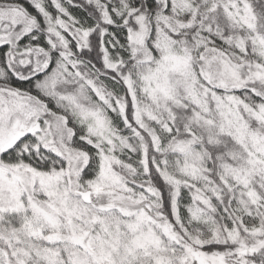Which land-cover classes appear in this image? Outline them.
<instances>
[{
  "label": "snow or ice",
  "instance_id": "obj_1",
  "mask_svg": "<svg viewBox=\"0 0 264 264\" xmlns=\"http://www.w3.org/2000/svg\"><path fill=\"white\" fill-rule=\"evenodd\" d=\"M0 264H264V0H0Z\"/></svg>",
  "mask_w": 264,
  "mask_h": 264
}]
</instances>
